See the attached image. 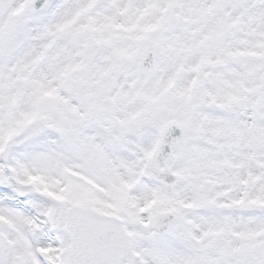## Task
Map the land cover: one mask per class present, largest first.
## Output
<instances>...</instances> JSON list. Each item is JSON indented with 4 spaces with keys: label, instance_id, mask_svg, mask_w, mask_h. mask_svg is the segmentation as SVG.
<instances>
[{
    "label": "snow or ice",
    "instance_id": "snow-or-ice-1",
    "mask_svg": "<svg viewBox=\"0 0 264 264\" xmlns=\"http://www.w3.org/2000/svg\"><path fill=\"white\" fill-rule=\"evenodd\" d=\"M0 264H264V0H0Z\"/></svg>",
    "mask_w": 264,
    "mask_h": 264
}]
</instances>
